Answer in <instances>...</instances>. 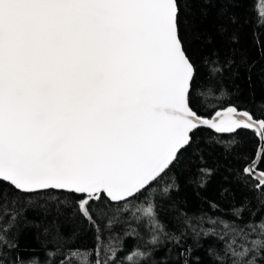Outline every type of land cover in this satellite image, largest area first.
<instances>
[{
  "label": "snow or ice",
  "instance_id": "1",
  "mask_svg": "<svg viewBox=\"0 0 264 264\" xmlns=\"http://www.w3.org/2000/svg\"><path fill=\"white\" fill-rule=\"evenodd\" d=\"M239 2L0 0V264H25L10 258L25 228L50 237L44 243L56 251L48 256H61L59 264L134 258L136 264H204L200 249L212 264H264V217L257 221L250 212L249 220L237 222L247 199L226 220L210 214L223 212L214 201H205L209 212L189 215L172 197L179 192L172 169L184 153L191 150L203 161L201 130L216 134L206 143L243 162L240 169L226 167L235 173L233 182L247 187L254 180L252 187L264 195V118L238 108L233 100L239 90L225 84L247 63L243 25L229 7ZM212 4L222 5L216 32L228 47L223 55L214 48L198 60L192 43L202 38L198 26ZM256 26L264 27V19ZM203 41L212 44L215 37ZM258 107L264 117V104ZM240 131H252L260 141L251 157L233 154ZM197 171L192 182L203 188L213 170ZM228 193L225 188L222 195ZM165 200L175 229L160 219ZM132 201L144 205L136 219L147 218L149 235L141 237L143 249L135 246L132 255L119 257L123 244L113 228L120 221L107 209L113 202L126 209ZM61 216L73 231H60ZM89 230L95 247H76ZM207 238L214 243L205 245Z\"/></svg>",
  "mask_w": 264,
  "mask_h": 264
},
{
  "label": "trees",
  "instance_id": "2",
  "mask_svg": "<svg viewBox=\"0 0 264 264\" xmlns=\"http://www.w3.org/2000/svg\"><path fill=\"white\" fill-rule=\"evenodd\" d=\"M208 7V16L203 18L198 26V31L201 33L202 38L193 40L192 43V49L196 53L198 60L211 53L214 48H219L223 55L228 47L216 32L218 24L223 23V20L217 16V10L222 5L212 4ZM229 7L240 17L243 25L240 34V47L246 55L247 63L239 66L238 76L234 80H226L225 84L230 89L239 90L238 95L233 100V103L238 108L252 112L257 119L264 118L259 114L261 109L258 107V105L264 104V27L256 26L258 19H264V17L259 16V12H264V0H240L235 6ZM245 20L250 22L245 23ZM205 35L214 36V43H205L203 41V36ZM200 73L201 76L204 75L205 69L203 67L200 68ZM205 102L211 105L217 104L215 97H206ZM227 106V104L222 105V107ZM197 135L200 137V146L203 149V161L194 155L191 150L184 153L181 164L172 169L179 184V192L172 193L173 200L182 202L180 207L188 212L189 215L199 214L201 211L209 212V206L205 201H214L223 209V212L211 211L210 214L213 216L221 215L227 220L231 216L232 207L234 205L237 207L242 206L243 201L247 199L248 206L241 214V217L237 218V222L249 220L250 212L256 213L254 219L259 221L264 217V203H261V201H264V195L252 187L256 181L250 180L249 185L245 187L240 183L233 182L234 172L226 171V167L231 169L242 168L243 162L233 159L232 155H228L226 158L223 147L214 143L211 145L206 143L210 137L216 135L213 131L201 130ZM220 138L227 140L230 137L227 134H222ZM236 138L241 143L235 147L233 154H245L251 157L259 148L260 141L257 138V134L252 131H240ZM201 167L212 169L213 174L208 178L205 187L198 188L192 181L197 178V170ZM166 183L167 180L161 184V189ZM225 188L229 189V193L222 195ZM170 203V201H164L165 210L160 213V219L166 222L170 229H175L176 225L172 219L175 213L169 210ZM143 207L144 205L139 201H132L126 209L122 205L113 202L107 209L108 214H115L120 221L113 228V235L122 240L123 244V250L118 253L119 257L132 255L135 251V246H140L141 249L144 248V239L141 237L147 238L149 235L145 227L148 220L147 218L139 221L136 219V217L142 216V211L138 212L137 208L142 209ZM64 211L65 213H70L71 208L64 209ZM28 216L36 220L41 219V216L35 212H29ZM51 219V216L48 217L49 221ZM58 223L61 232L69 233L74 230V225L71 222H65L63 216L59 218ZM216 227H219V225ZM131 229H135L140 235L125 236L124 233ZM47 239H50V237H45L42 234V229L25 228L18 238V248L10 252V258L18 257L25 264H29L32 261H35V264H46L49 259L52 260V264H59L60 259H62L61 256H48V253L56 251V248L51 243L45 244L44 241ZM161 240L168 244L163 237H161ZM203 242L205 245L212 244L214 243V238H207ZM188 243L191 244L192 240L189 239ZM75 246L93 249L95 247L94 232L91 230L83 231ZM168 246L170 247L171 245L169 244ZM157 255L162 256L163 252H157ZM197 255L204 260V264H212L211 258L206 255V249H200ZM137 259L134 258L131 262L125 261V264H136Z\"/></svg>",
  "mask_w": 264,
  "mask_h": 264
},
{
  "label": "water",
  "instance_id": "3",
  "mask_svg": "<svg viewBox=\"0 0 264 264\" xmlns=\"http://www.w3.org/2000/svg\"><path fill=\"white\" fill-rule=\"evenodd\" d=\"M259 146H260V144H259Z\"/></svg>",
  "mask_w": 264,
  "mask_h": 264
}]
</instances>
